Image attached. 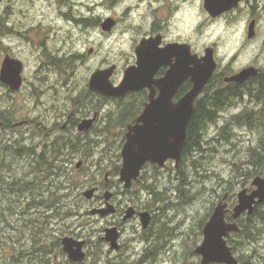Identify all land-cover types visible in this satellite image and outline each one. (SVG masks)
<instances>
[{"label": "rangeland", "instance_id": "rangeland-1", "mask_svg": "<svg viewBox=\"0 0 264 264\" xmlns=\"http://www.w3.org/2000/svg\"><path fill=\"white\" fill-rule=\"evenodd\" d=\"M171 2L174 10V36L188 42L194 53H202L206 46L212 47L216 43L217 54L227 70H241L250 65L264 68V23L258 30L260 38L249 42L247 38H242L244 32L241 25H233L228 19L209 21L201 0ZM153 6L162 8L163 4H154V0H63V3L59 0H20L17 3L16 0H10L8 5L0 9V17L5 23L9 21L21 34L7 36L4 48L10 47L13 53L23 60L27 67V76H35V71L42 61L41 53L35 45L31 48L25 39L17 38H54L50 47L61 55L62 59H67V63L62 65V73L56 76L55 82L60 83L56 97L51 95V91L45 90L46 96L39 97L40 99L31 98L26 93L15 95L13 99L6 88L1 87L0 105L11 106L15 110L12 116L15 117L14 120L41 117L50 126L53 124V114L60 113L58 121L63 125L70 112V98L84 96L86 91H90L89 80L97 69L115 65L116 70L111 80L114 84L122 81L125 68L135 63L136 45L150 30ZM107 18L116 20L111 31H104L101 24L90 26L91 23L83 22L85 19H98L103 22ZM49 82L48 80V84ZM130 98L126 95L122 102L119 97L114 99L94 96V101L88 108L81 109L86 114L87 111L98 110V115L101 116L96 121L94 130L85 135L74 127L59 131L62 138H71L76 147L65 149L67 154L71 151L66 165L80 185L74 189L71 198L66 197L63 200L65 203L73 201L77 215L68 219L52 217L49 223L46 221L48 225L43 224L44 219L41 217L42 232L38 236L28 224L35 216L37 207L35 206L32 214H29L28 204L32 202L29 192L23 194L24 199L15 201L14 204L18 206L16 214L6 210L14 205L8 200L12 199L13 193L5 191L0 194V238L4 242L0 249V264H72L62 244L54 246L48 254L44 251L35 253L37 248L51 244L58 240V237L61 239V232L66 230V226L83 233L79 236L73 235L76 238L86 237L90 233L89 237H86L89 241L86 248L89 256L84 264H108L107 254L110 247L102 238L106 228L112 226H120L122 230L125 249L122 251L121 260L126 264H201L202 257L195 249L204 239V225L214 212L219 197L234 191L237 198L240 190L250 187L253 179L261 176L256 174L252 179H246L233 171L234 160L243 161L244 155H247L251 148L257 147L259 133L248 126L234 124L231 128L233 138L230 142L226 141L218 132L220 126L225 123L222 119L205 131V151L190 155L184 168L181 167V162L177 168L173 160L163 167L148 163L144 169V177L139 179L140 182L137 181L132 189H125L119 180V172L127 125H117L114 119L112 123L109 122L110 117L116 118L119 114V104L128 103ZM38 99L42 101H35ZM142 108L137 110L135 116L142 112ZM115 112L118 113L112 114ZM85 113L79 112V119H82ZM89 114L93 116L92 113ZM29 131L26 127H20L19 137L22 138L21 133ZM5 136V133H0V139H5ZM30 136L27 134L24 142L35 144L36 152L40 153L41 138L30 139ZM80 143L82 146H88L81 147ZM192 157L200 160L196 163L198 169L194 165L191 166ZM9 159L16 162L5 163L6 166L11 164V167L5 169V172L1 171L3 178L6 177L5 173L8 174L14 169V173L19 177L28 174L27 179H32L34 175L28 173V158L10 156ZM79 162H82V165L77 167ZM183 174L186 175V184L180 189L178 186ZM148 186L156 191L155 195ZM91 188H99L100 191L98 189L96 195L88 199L84 193ZM105 190L115 193L112 203L118 208V212L106 216L94 215L91 213L92 209L106 207ZM65 192L66 190H62V193ZM21 194L14 195L19 198ZM129 207L151 211L154 221L150 227L143 228L140 216L125 219ZM46 208L44 203L38 210L45 212ZM260 210L264 211V206H260ZM47 214L53 215L52 209ZM87 223L90 224L81 226ZM252 228V232L257 234L256 238L241 236L234 238L233 244L229 240L228 243L233 247L235 255L241 257V264H264V223H256ZM149 245L154 246L155 254L149 260L143 261L142 255ZM33 252L35 254L28 255ZM21 253L25 256L22 257ZM112 255L115 256V253ZM260 255L263 258L260 259ZM15 257H19V261H16Z\"/></svg>", "mask_w": 264, "mask_h": 264}, {"label": "water", "instance_id": "water-1", "mask_svg": "<svg viewBox=\"0 0 264 264\" xmlns=\"http://www.w3.org/2000/svg\"><path fill=\"white\" fill-rule=\"evenodd\" d=\"M240 1L205 0V8L211 16L217 17L233 9ZM115 24L114 18H107L102 23V29L111 31ZM160 43L159 38H144L135 49L136 63L125 69L123 79L118 85L111 80L116 70L115 65L97 69L89 81L91 91L107 97H123L130 92L150 89L149 100L145 103L143 112L135 123L127 126L119 172V180L125 189L133 187L147 163L162 167L168 161L174 160L176 167H179L184 147L188 142L187 128L194 116L196 101L217 68L212 47L207 48L205 57L200 58L197 53L192 52L190 44L174 42L160 48ZM173 59H176L175 63L172 62ZM168 64L171 68L165 77L158 81L157 86L160 91L157 95L154 76L162 65ZM22 70L23 63L20 60L6 56L2 63L0 78L13 89H19L22 84ZM257 73V68L246 67L228 77L227 81L243 83ZM188 79L192 82L191 89L178 100H174L180 86ZM93 120L94 118L82 120L78 125L79 131L89 130ZM81 165L82 162H79L77 167ZM252 185L254 189L251 192L246 188L239 191L238 203L233 208V221H228L226 218L229 212L228 204L225 202L227 195L215 207L210 219L204 225V239L195 249V252L202 257L201 264H239L227 237L233 232L241 231L237 220L244 213L252 214L257 205L264 202V177L256 176ZM96 191L97 188H91L84 194L88 199H92ZM113 195L112 191H106L104 194L106 207L94 208L91 213L102 216L115 213L116 207L110 203ZM135 214L136 209L129 207L125 219L132 218ZM140 218L143 228H148L152 218L150 212H140ZM119 238L120 232L116 226L106 228L103 240L109 242L112 249L119 248ZM85 243V240L73 236L62 238L63 249L73 262H83L86 259Z\"/></svg>", "mask_w": 264, "mask_h": 264}, {"label": "flooded vegetation", "instance_id": "flooded-vegetation-1", "mask_svg": "<svg viewBox=\"0 0 264 264\" xmlns=\"http://www.w3.org/2000/svg\"><path fill=\"white\" fill-rule=\"evenodd\" d=\"M9 1L10 0H2L0 2V9L4 5H6V4L8 5ZM18 1H20V0H16V3ZM201 1H202L203 11H205L207 19L209 21L212 22V21H220L222 19H228L231 21L230 22L231 24L241 25L243 27L244 34H243L242 38H247L249 42L253 41V39H255V38H260L258 30H259L260 25L262 23H264V0H241L238 3V5L235 6L233 9L226 11L225 13H223L217 17L211 16L205 8V0H201ZM59 2L63 3V0H59ZM159 3H162L163 6H162V8H160V6H158V7L153 6V10H152L153 13L151 15L152 20L150 23L151 24L150 30L147 33H145L143 35V37L140 38L139 43L144 38H159L160 42H161L159 45L160 48H164L167 45L174 43V42L189 44L188 42L181 40L179 37L174 36V31H173L174 10H173V3L171 2V0H154V4H159ZM83 22L87 23V24L91 23L90 26L99 25V24H101V26H102V23H103V22H100L98 19H94V20L93 19H85V20H83ZM15 33L21 34V32H18L14 28L13 25L9 24V21L7 23H5L4 21H2V17H0V76H1V70H2V63H3L6 56L18 59L23 63V70L21 72L22 84H21L20 88L19 89H13V87L11 85L2 81L1 78H0V88L1 87L6 88L9 96L13 99L15 98V95H18L20 93L24 94V95L26 93V95H28L34 99H37L39 97L40 98L45 97L46 96L44 94L45 90L51 91L52 92L51 95L53 97H56V95L59 92L58 87H59L60 83H57V81L55 82V80H57L56 79L57 74L59 76L60 73H62V56L58 55L56 53V51H54L50 47V42H51V40H53V42H54V38H17L19 40L25 39L31 48L33 45H35V47L38 48L39 53H41L42 61L39 63V66L37 67V70L35 71V76L33 75L32 77H29L26 74L27 73V67H26V64H24L23 60L18 58L17 55H15L13 53V51L11 50L10 47L4 48L5 47L4 43H5L6 37L7 36L10 37V34L12 35ZM174 38H178V39H174ZM7 39H9V38H7ZM207 48H210V46L209 47L206 46L205 50L202 53H199V54L197 53L200 58L205 57ZM212 48L214 49V57H215V60L217 62V68H216L214 74L212 75L211 79L207 83V85H206V87H205V89H204V91L201 94L199 99L201 100V103H203V105H204V108H205L204 110L206 112H210V116H211L210 118H212L211 121H213L212 124H218L222 119L225 122V123H223V125L226 123H229V122L235 123L238 120V118H240V117L245 118V116L248 113H250V112H252L258 108L259 109L261 108L262 101H257L258 99H255L253 96H254V94L257 93V90L255 89V85H257L258 88H262V86H260V83L262 81H264V68L260 67L258 65H250V66L257 68L258 73L256 75L248 78L244 83L239 84V87H238L237 85H235L238 83L229 82V81H227V78L238 73L242 69L241 70H233V71H231V69L227 70V67L221 63L220 58L217 54L216 43H214L212 45ZM135 49H136V47H135ZM136 60H137V57L135 59V63H136ZM175 60L176 59H173L172 62L175 63ZM134 64L131 63L130 65H134ZM170 68H171L170 64L162 65L157 70V72L154 76V81H155L154 87H156L157 95L159 94V91H160L158 86H157V83L160 79L165 77V75L170 70ZM48 80L50 81L49 84H48ZM191 87H192V82L190 81V79L186 80L180 86L179 91L176 94L174 100H178L181 96H183L186 92H188L191 89ZM182 89L186 90V92L179 94L180 90H182ZM263 89H264V85H263ZM149 91H150L149 88H144V89L138 91V92L146 93V99H144V103L142 105V107H143L142 111L145 107V103L149 100ZM91 92H93V91H91ZM93 93L97 94V97H99V98H101L103 96V95L96 93V92H93ZM238 94H239V96H237ZM214 95H223L224 98H222L219 102H217V100H216V102L215 101L213 102L210 99ZM72 98H73V96L70 98V104H71L70 112H69V115L67 116L66 122L63 125H61L60 122L58 121L60 119L59 118L60 113L53 114L55 116L52 117L53 124H52V126H50L48 124V122L45 119H41V117L39 119L28 118V119H23V120H14L15 117L12 118V116H13V113L15 110L11 106L7 107V106L0 105V133L1 134L5 133V135H6L5 139L8 140L9 144H11L13 147V148H11L12 152L16 148L21 147V146H22V150H24V151L30 150L31 148L36 150L35 144H28V143L24 142L27 134L31 135L30 139H32L33 137L34 138L35 137L41 138L40 145H39V147H41L40 153H43V151H45L47 149H50V150L54 149L55 145H56V148H59L60 147L59 144H60V141L62 139V136L59 135V131L61 132V130L65 129V128H69V127L78 128L80 121L84 120V119L94 118L92 126L89 130L79 131V132L83 133L84 135L92 132L95 128L96 121L98 119H100L101 115L100 114L98 115V110H90V111H87L88 113L86 114L85 111H81V109L78 108V106L73 103ZM39 99L35 100V101L41 102L42 100L39 101ZM197 101H196V107H197ZM251 106H255V107L251 108ZM79 112L82 114L85 113V115L83 117H81L82 119H79L80 117H78ZM195 112H196V110H195ZM232 112H234V113H232ZM89 113H92L93 116L91 117V115ZM207 119H209V118H207ZM212 124H210V125H212ZM210 125H208L205 129L207 130ZM222 126H220V128L218 130L219 133H221V131H222ZM232 126H234V124H232ZM20 127H26L28 129V131L30 130L29 133L28 132L21 133L22 138L19 137L20 135L18 133V130L20 129ZM15 162L16 161L14 159H12L11 163L13 164ZM245 188L248 189L249 192H251L254 189V186L251 183L250 187H245ZM98 189L99 188H97V191H98ZM3 190H4V188L0 189V194L5 192V191L7 193H13V196L11 195L12 199H13V197H15L14 194L17 193V192H15V190H13L11 188L5 189L4 191ZM16 191H22V189L17 188ZM99 191H100V189H99ZM106 191H108V190H105V192ZM21 193H22L20 195L21 198L20 197L18 198V196H17L14 198V200H12L11 198L8 200L13 202V204L14 203L16 204V202H18V199H24V197H23L24 192H21ZM19 194L20 193H17V195H19ZM113 194L114 195H113L110 203H112L113 198L115 196L114 192H113ZM226 195H227V198L225 199V202H227V204H228L227 208L229 209V212L227 213L226 218L228 221H233L232 213H233L234 206L238 203V195L236 198V196L233 195V192L226 193L223 197H219L220 200L217 203V205L221 201L224 200V197ZM15 204L14 205L11 204L12 207L7 208L6 210H10L12 213L16 214L17 213L16 210L18 209L17 208L18 206ZM104 204L107 205V202L105 201ZM260 206H264V203L259 204L257 206V209L260 210ZM137 209H136V214L134 216H140V212H142V211L137 210ZM32 211L33 210H30L29 214L32 213ZM117 212H118V208L116 207L115 213H117ZM245 216H247V215H245ZM151 217L152 218H151L150 225L154 221V216L151 215ZM238 223L240 224L239 220H238ZM117 228L120 232L119 248L112 249L111 244L106 241L107 242L106 245L110 247L109 253L107 254V256H108L107 257V263L108 264H126V262H124V260L123 261L121 260V258L123 256L122 251L125 249V244L122 242L123 233H122L120 226ZM64 236H73V235L66 234ZM64 236H62V238ZM73 237H75V236H73ZM62 238H61V243H62ZM76 239H83L86 241V243L84 245V251L86 253V259H87V257L89 256V253L86 251V248H88V246H89V241L87 240L86 237L76 238ZM3 245H4V242L2 240V247H3ZM151 246L152 245H149V247L146 248V251H144V254L142 255V258L144 260L143 259H141V260H143V261L149 260L150 258H152V255L155 254V250H154L155 248H154V246L153 247H151ZM164 250L165 251L167 250V246H165ZM112 253H115V256H113ZM238 260H239V264H241L240 258H238ZM84 261L83 262L71 261V263L72 264H84Z\"/></svg>", "mask_w": 264, "mask_h": 264}, {"label": "trees", "instance_id": "trees-1", "mask_svg": "<svg viewBox=\"0 0 264 264\" xmlns=\"http://www.w3.org/2000/svg\"><path fill=\"white\" fill-rule=\"evenodd\" d=\"M67 63V59H62V65ZM239 87V84H235ZM264 81L260 83V86L262 88H258L257 85H255V89L257 90V93L254 94V98L258 99L257 101H262L261 108L256 109L250 113H248L245 118L240 117L235 123H226L222 126V131L219 134L222 139L226 141H231L233 138V135L231 133V128L233 127L232 124L239 125V126H248L250 129H256L259 133L260 139L259 144L255 148H251L248 151L247 155H244L243 161H236L233 162V171L234 173L240 174V176H243L246 179H252L254 175L259 174L264 176V89H263ZM259 86V87H260ZM186 90H180L179 94L185 93ZM130 101L128 103L119 104V108L121 107V110L119 111V114L116 116V118L110 117V122L112 123V119H114V122L116 121L117 125H128L131 122L135 121V118L137 116L136 112L138 109L142 108V105L144 103V99H146V93L144 92H132L127 94ZM97 96V94H94L91 91H86L85 95H79L76 97H73V103L78 106L80 109H86L88 108L89 104L93 102V97ZM239 96V94L237 95ZM117 99L116 97H110ZM124 97H119V100L123 101ZM222 98H224L223 95H214L210 100L219 102ZM124 106V107H122ZM204 105L201 103V100L199 99L197 101V107L196 112L190 121L188 128H187V134H188V142L184 148L183 154H182V161H181V167L184 168V166L187 164V159L190 155H194L195 152L203 153L205 150L203 148V142L205 139V128L212 124L213 121L212 118H210V112H206L204 110ZM118 112L112 113L116 115ZM111 114V115H112ZM209 118V119H207ZM81 145V143H80ZM59 148H56V145L54 149L50 150L47 149L43 151V153H37L35 149L31 148L30 150L24 151L22 150V146L16 148L13 152L11 150L12 145L9 144V141L1 138L0 139V189H13L17 193L21 192H29L31 201L29 205V211L34 209L36 207V214L31 221H28V224L30 225L31 229L35 230L36 234L39 236L40 233V225H42L41 217L44 219L43 224L49 223V219L52 217H59V218H70L73 217V215H77L75 213L76 209L74 208V203L71 200L68 203H65L63 199L66 197L73 196L74 189H77L80 185L79 180L76 181L74 178V173L72 170L67 167L66 165V159L68 155L66 150H69L70 147L76 148L74 146V142L71 138H62L59 144ZM85 146H88L86 144ZM82 146L81 147H85ZM71 148V149H72ZM66 149V150H65ZM72 149V151H73ZM11 151V152H9ZM86 155H88L86 153ZM10 156L14 157H24L28 158L30 160V172H28L30 175H34L32 179H27L29 177L28 174H23L21 177L18 176V174H15L14 169L11 172H8V174L5 173V178L3 174H1V171H6L5 169H8L11 167V164L9 166H6L5 163L11 162L9 159ZM9 161V162H8ZM200 162V160L192 157L191 159V166H195V168H199V166L196 165V163ZM247 167V169H245ZM245 169V170H244ZM14 171V172H13ZM3 172V173H4ZM11 173V174H9ZM186 175H182L179 188L182 189L183 186L186 184L185 180ZM236 176V175H235ZM144 177V171L140 178ZM139 178V179H140ZM139 179L137 181H139ZM17 180V181H16ZM140 182V181H139ZM250 182V181H249ZM17 188H21L22 191H16ZM24 188V189H23ZM178 188V189H179ZM148 189L151 191L152 194L155 195L156 191L151 187L148 186ZM3 190V191H4ZM62 190H66L65 193H62ZM180 191V190H179ZM182 191V190H181ZM42 192L44 194H42ZM44 195L46 197H44ZM233 195H235L233 191ZM1 201V200H0ZM46 205V211L42 212L39 211V207H43V205ZM53 211V215H48L47 213L49 210ZM78 210V209H77ZM32 214V213H30ZM48 223H47V222ZM240 227L241 231L238 233H232L228 240L229 242H233L234 238L237 237H243L246 238H256L257 234H254L252 232V226L256 223H264V211H261L259 209L255 210L253 214H249L240 220ZM90 223L82 224V227L88 226ZM255 228V227H254ZM63 232V234H62ZM61 232V236H64L66 234L70 235H76L79 236L83 234L82 232H76V230H71L70 226H66V230H63ZM90 233L86 235V237H89ZM36 240V239H35ZM34 240V241H35ZM38 241V240H36ZM61 245V239L58 237V240L53 241L51 244L47 243L45 247L37 248L35 253L38 254L40 251H44L46 254L50 253L54 246ZM233 244V243H232ZM30 253L28 255L35 254ZM23 256H25L24 253ZM263 258L262 255H260ZM16 261H19V257L14 258ZM14 260V261H15ZM241 260V257H240Z\"/></svg>", "mask_w": 264, "mask_h": 264}]
</instances>
